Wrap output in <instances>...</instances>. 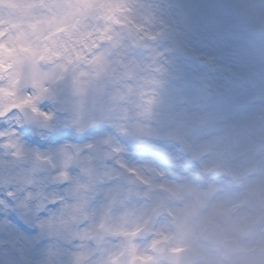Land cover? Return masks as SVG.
<instances>
[{"label": "clouds", "instance_id": "clouds-1", "mask_svg": "<svg viewBox=\"0 0 264 264\" xmlns=\"http://www.w3.org/2000/svg\"><path fill=\"white\" fill-rule=\"evenodd\" d=\"M0 264H264V0H0Z\"/></svg>", "mask_w": 264, "mask_h": 264}]
</instances>
